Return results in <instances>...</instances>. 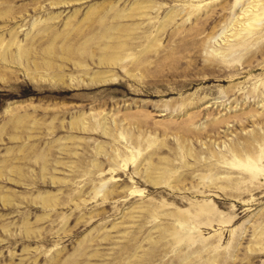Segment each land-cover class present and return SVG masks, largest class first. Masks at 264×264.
I'll return each instance as SVG.
<instances>
[{
    "label": "rangeland",
    "instance_id": "374dc122",
    "mask_svg": "<svg viewBox=\"0 0 264 264\" xmlns=\"http://www.w3.org/2000/svg\"><path fill=\"white\" fill-rule=\"evenodd\" d=\"M0 264H264V0H0Z\"/></svg>",
    "mask_w": 264,
    "mask_h": 264
},
{
    "label": "bare ground",
    "instance_id": "6f19581e",
    "mask_svg": "<svg viewBox=\"0 0 264 264\" xmlns=\"http://www.w3.org/2000/svg\"><path fill=\"white\" fill-rule=\"evenodd\" d=\"M253 15V12H249V16L251 17ZM249 21H251V20H249Z\"/></svg>",
    "mask_w": 264,
    "mask_h": 264
}]
</instances>
